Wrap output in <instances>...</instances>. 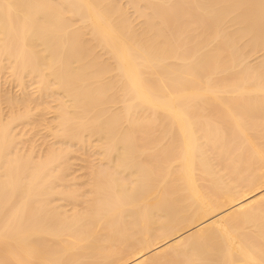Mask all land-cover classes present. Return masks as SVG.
<instances>
[{
  "label": "bare ground",
  "instance_id": "1",
  "mask_svg": "<svg viewBox=\"0 0 264 264\" xmlns=\"http://www.w3.org/2000/svg\"><path fill=\"white\" fill-rule=\"evenodd\" d=\"M0 264H264V0H0Z\"/></svg>",
  "mask_w": 264,
  "mask_h": 264
}]
</instances>
